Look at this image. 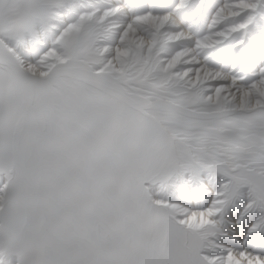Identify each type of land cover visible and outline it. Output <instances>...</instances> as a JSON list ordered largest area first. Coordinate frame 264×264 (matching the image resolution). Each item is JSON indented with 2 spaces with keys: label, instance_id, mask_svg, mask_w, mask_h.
I'll use <instances>...</instances> for the list:
<instances>
[{
  "label": "snow or ice",
  "instance_id": "snow-or-ice-1",
  "mask_svg": "<svg viewBox=\"0 0 264 264\" xmlns=\"http://www.w3.org/2000/svg\"><path fill=\"white\" fill-rule=\"evenodd\" d=\"M0 264H264V0H0Z\"/></svg>",
  "mask_w": 264,
  "mask_h": 264
},
{
  "label": "rangeland",
  "instance_id": "rangeland-1",
  "mask_svg": "<svg viewBox=\"0 0 264 264\" xmlns=\"http://www.w3.org/2000/svg\"><path fill=\"white\" fill-rule=\"evenodd\" d=\"M0 183H2V180H0Z\"/></svg>",
  "mask_w": 264,
  "mask_h": 264
}]
</instances>
